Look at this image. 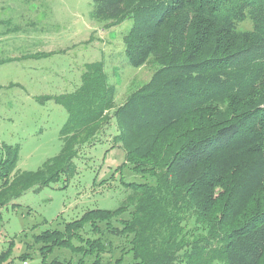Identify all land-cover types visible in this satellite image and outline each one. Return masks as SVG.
<instances>
[{"label": "trees", "instance_id": "obj_1", "mask_svg": "<svg viewBox=\"0 0 264 264\" xmlns=\"http://www.w3.org/2000/svg\"><path fill=\"white\" fill-rule=\"evenodd\" d=\"M92 2L106 29L133 19L128 62L157 69L119 104L104 59L86 61L71 90L35 96L67 110L63 144L38 170L20 171L18 145L0 142V227L1 209L25 191L72 177L75 158L115 119L120 167L143 179L121 178L130 192L117 207L35 234L37 264H264V0ZM108 233L124 239L117 257ZM56 248L80 258L49 259ZM14 249L12 239L0 264L34 259Z\"/></svg>", "mask_w": 264, "mask_h": 264}, {"label": "rangeland", "instance_id": "obj_2", "mask_svg": "<svg viewBox=\"0 0 264 264\" xmlns=\"http://www.w3.org/2000/svg\"><path fill=\"white\" fill-rule=\"evenodd\" d=\"M92 7V0H0V21L3 20L0 23V38L9 36L18 43L3 45L4 56L12 50L16 53L32 50L31 46H34L30 36L43 30L58 38L54 41L55 47L58 44L65 47V52L58 53L56 50L50 52L52 55L49 58L36 60L38 72L35 75L29 66L33 59L0 65V142L18 145L16 169L20 171L38 170L47 159L60 152L63 144L60 129L68 117L67 110L53 100L43 104L33 96L36 92H52L53 84L60 85L55 75L48 76L47 69L59 67L68 79L79 81L78 64L83 67L86 61L104 59L109 79L117 87L118 104L149 80L157 69L153 61L140 67L128 62L123 49V36L132 26V18L106 29L103 21L92 16ZM251 26L249 21L240 24V28L244 29ZM68 81L61 83L63 88L56 86L54 94L64 92L69 87ZM11 82L14 83L9 85ZM106 131L102 142L85 146L75 158L77 172L72 177L67 179L63 175L58 181L38 190L28 189L14 200L15 207L9 204L1 209L0 252L13 239L15 255L29 250L34 256L27 263L15 258L13 264H37L39 250L33 248L34 244H28L33 242L35 234L47 228H63L65 221L81 216L89 208L117 207L130 192L121 178L143 179L128 165L120 167L125 161V150L121 146L112 147L111 136L118 131L115 119ZM99 138H102L101 134ZM107 236L113 241L114 257L119 256L121 247L118 244L124 245V239L110 233ZM54 256L64 261L80 258L79 253L66 248H56L49 259ZM106 257L109 258L108 253ZM125 258L128 261L131 254Z\"/></svg>", "mask_w": 264, "mask_h": 264}, {"label": "crops", "instance_id": "obj_3", "mask_svg": "<svg viewBox=\"0 0 264 264\" xmlns=\"http://www.w3.org/2000/svg\"><path fill=\"white\" fill-rule=\"evenodd\" d=\"M2 21H0V23H2ZM30 37L32 39L31 43L34 46V47H32L31 43H30V46H31L32 50L29 49V51H27L25 53H20V52L16 53L15 50H12L6 56H4L3 53H2L3 51H5L3 45L8 44L9 42H12L14 44L16 43V45L18 43H17V40L15 41L14 38L9 37V36H6V37L3 36L2 38H0V52L2 53L1 56H0V65H3V64H6V63H14L15 61H19L20 59H22L23 61L26 60V59H33L34 62H31L29 64V66H30V68H32L34 70L33 72H34V75H35L38 72L37 71L36 60H42L43 61V60H45L46 58H49L52 55L49 52H54L56 50L59 51L58 53L65 52L63 50V49H65V47H63V46L61 47L60 44H58L57 47L54 46V41L57 40L58 38H54V35L52 33L48 32L47 30H43L40 34L32 35ZM65 43H66L67 46H69L67 42H65ZM14 44H11V45H14ZM64 44H62V45H64ZM40 52H44L46 54L40 55V56H32V54L40 53ZM84 64H85V62L83 63V67H84ZM38 65L40 66V64H38ZM83 67H81L80 64H78V66H77V69L79 71V77H80V74H81V69ZM30 72L32 74V71H30ZM63 73H64V71L60 70L59 67H55L52 70L47 69L48 76L49 77H53V75H55V80H57L58 84H60V85H54L53 84L54 89H51L52 90V92L50 91L51 93L50 92H45V91L44 92H36L33 96L35 97L39 93L54 94V93H56L55 92L56 91V86H58V89H59V86H61V88H63V85L61 83L66 82L67 80H69L68 82L70 84H69V87H66L65 91H69L76 85V83H78L80 81V79H79V81L74 80V79L70 80ZM55 80L53 79V81H55ZM12 83H14V82H11L10 84H12ZM55 83H56V81H55ZM18 84H19V82H18ZM61 88H60V90H61ZM59 92L62 93V91H59Z\"/></svg>", "mask_w": 264, "mask_h": 264}]
</instances>
